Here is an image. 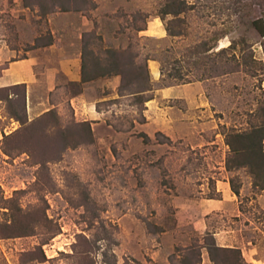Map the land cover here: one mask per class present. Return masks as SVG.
<instances>
[{
  "label": "rangeland",
  "instance_id": "rangeland-1",
  "mask_svg": "<svg viewBox=\"0 0 264 264\" xmlns=\"http://www.w3.org/2000/svg\"><path fill=\"white\" fill-rule=\"evenodd\" d=\"M173 1L0 0V75L81 19L88 76L110 51L161 69L155 79L149 68L145 102L122 80L101 82L107 123L91 124L93 136L68 100L80 85L42 92L35 110L25 87L0 83V264H181L200 245V264H212V235L264 264V190L227 166V135L264 118V0H185L177 16L165 13ZM225 188L234 207L206 212L200 203Z\"/></svg>",
  "mask_w": 264,
  "mask_h": 264
},
{
  "label": "crops",
  "instance_id": "crops-1",
  "mask_svg": "<svg viewBox=\"0 0 264 264\" xmlns=\"http://www.w3.org/2000/svg\"><path fill=\"white\" fill-rule=\"evenodd\" d=\"M71 14L75 12H59L54 19L57 23L63 22V19L73 18ZM86 17V16H83ZM79 25L71 22L66 31L56 34L53 31V40L43 46L33 48L27 56L10 59L0 75L2 86H11L16 84H25L27 89V99L30 109H40L46 104L41 100V93H57L63 89L67 83L78 84L82 90L72 95L68 100L74 108V115L79 122L89 121L93 128L97 124L107 123V112L98 108V103L106 97L99 95L97 86L100 83H114L117 87L120 83V75L103 76L97 79L83 81V51L81 40L83 33L90 28L86 27L89 22L84 21ZM56 22V21H55ZM149 68L155 79L161 75L160 63L156 59L149 60ZM180 86H169L162 89L164 95L176 96L177 89ZM175 93V94H174ZM36 99V104L35 100ZM34 101V102H33ZM59 104H51L56 107ZM150 115L147 113V122L142 125L151 128L152 121H148ZM175 124L177 119L175 118ZM108 125V124H107ZM110 126V125H108ZM161 128V127H160ZM161 129H167L161 128ZM222 189H220L221 191ZM222 198L204 199L201 205L205 206V211L225 210L234 207V196L225 188ZM236 207V206H235ZM206 262V257H204ZM212 264H214L212 262Z\"/></svg>",
  "mask_w": 264,
  "mask_h": 264
},
{
  "label": "trees",
  "instance_id": "trees-1",
  "mask_svg": "<svg viewBox=\"0 0 264 264\" xmlns=\"http://www.w3.org/2000/svg\"><path fill=\"white\" fill-rule=\"evenodd\" d=\"M61 9L64 10L63 7ZM69 8H65L68 10ZM186 11L185 0H175L167 5L165 13L177 16ZM257 24V21H255ZM257 27L264 35V27ZM139 31L145 28L138 27ZM176 35L177 33H172ZM112 53V61L103 65L101 60L95 62V67L100 69L98 74L88 76L89 66L86 57V52L83 50V81L93 80L100 77L120 75L122 84L121 89L132 86L133 91L131 94L138 96L140 101H148L150 97L143 96L146 91L152 90V83L150 79V71L148 60L146 57L143 64L136 62L138 53L126 52L118 53L117 51H110ZM130 61H127V59ZM94 69V68H93ZM182 79V76L179 77ZM14 86H23L25 84H16ZM264 111V107H263ZM88 127V131L93 136V129L89 121L80 122ZM227 143L230 146V155L228 157L227 166L229 168L245 167L249 170L253 177V187L258 191L264 190V118L260 123L252 125V128L247 131H233L227 135ZM232 183V182H231ZM233 190L239 194V190L232 183ZM212 242L208 245L210 258L214 264H248L242 256V252L238 247H228L219 245L214 235H212ZM201 245L199 248L196 246L185 247L184 250L188 251L187 255L181 259V264H200L202 261ZM220 256V257H219Z\"/></svg>",
  "mask_w": 264,
  "mask_h": 264
}]
</instances>
